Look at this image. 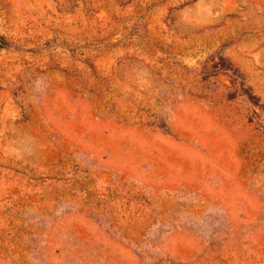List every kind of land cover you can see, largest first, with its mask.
<instances>
[{"label": "rangeland", "instance_id": "rangeland-1", "mask_svg": "<svg viewBox=\"0 0 264 264\" xmlns=\"http://www.w3.org/2000/svg\"><path fill=\"white\" fill-rule=\"evenodd\" d=\"M0 264H264V0H0Z\"/></svg>", "mask_w": 264, "mask_h": 264}]
</instances>
